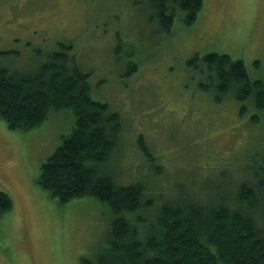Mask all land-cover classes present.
Instances as JSON below:
<instances>
[{
  "label": "rangeland",
  "instance_id": "1",
  "mask_svg": "<svg viewBox=\"0 0 264 264\" xmlns=\"http://www.w3.org/2000/svg\"><path fill=\"white\" fill-rule=\"evenodd\" d=\"M140 1L0 0V51L7 52L0 67H34L70 42L90 71L93 96L120 115L119 138L102 166L115 182H143L157 198L183 189L205 196L203 189L228 182L234 188L264 148V122L250 118V103L201 91L208 78L188 60L226 53L251 79L264 80V0H203L193 22L180 14L166 35L148 23L153 10ZM118 49L135 53L119 65ZM128 61L136 66L127 75ZM72 123L67 109L26 131L0 119V189L13 201L0 217V264H78L103 245L111 219L105 204L87 196L60 203L36 182Z\"/></svg>",
  "mask_w": 264,
  "mask_h": 264
},
{
  "label": "trees",
  "instance_id": "2",
  "mask_svg": "<svg viewBox=\"0 0 264 264\" xmlns=\"http://www.w3.org/2000/svg\"><path fill=\"white\" fill-rule=\"evenodd\" d=\"M202 1L145 0L138 5L152 8L148 23L166 35L180 14L183 23L193 22ZM133 53L135 49L115 50V63L118 58L124 65ZM128 63L121 67L127 75L136 66ZM188 64L208 78V84H198L201 91L214 93L217 100L233 95L250 103L256 111L250 118L264 122V80L251 79L241 59L209 51L191 55ZM92 93L90 71L67 41L34 67H0V119L9 128L30 129L56 110L72 114L71 130L41 164L36 182L60 203L87 196L109 208L103 245L78 264H264V148L249 157L250 176L234 188L228 182L203 189L205 196L183 189L177 196L157 198L143 182L118 184L103 170L119 138L121 119ZM244 110L242 104L241 114ZM138 146L147 152L142 141ZM12 205L10 195L0 189V217Z\"/></svg>",
  "mask_w": 264,
  "mask_h": 264
},
{
  "label": "bare ground",
  "instance_id": "3",
  "mask_svg": "<svg viewBox=\"0 0 264 264\" xmlns=\"http://www.w3.org/2000/svg\"><path fill=\"white\" fill-rule=\"evenodd\" d=\"M135 57V56H134ZM104 71H106V70H104ZM106 73V72H105ZM108 76V75H107ZM26 131V130H25ZM144 135V134H143Z\"/></svg>",
  "mask_w": 264,
  "mask_h": 264
}]
</instances>
